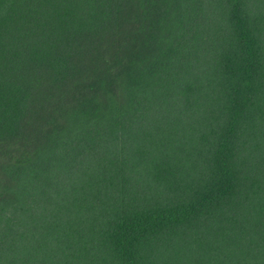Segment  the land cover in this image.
<instances>
[{"label": "trees", "instance_id": "16d2710c", "mask_svg": "<svg viewBox=\"0 0 264 264\" xmlns=\"http://www.w3.org/2000/svg\"><path fill=\"white\" fill-rule=\"evenodd\" d=\"M0 264H264V0H0Z\"/></svg>", "mask_w": 264, "mask_h": 264}]
</instances>
